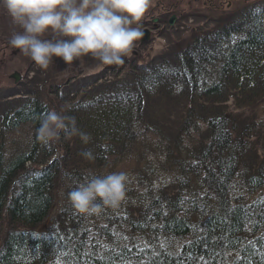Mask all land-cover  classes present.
<instances>
[{"label": "trees", "instance_id": "1", "mask_svg": "<svg viewBox=\"0 0 264 264\" xmlns=\"http://www.w3.org/2000/svg\"><path fill=\"white\" fill-rule=\"evenodd\" d=\"M257 8L135 67L124 84L74 94L65 114L91 141L69 138V165L35 136L51 110L37 98L14 99L0 124V264H264V4ZM155 96L186 106L175 134L147 120L144 99ZM230 101L237 112L255 107L254 124L225 113ZM22 127L30 129L24 147L13 137ZM89 150L91 161L82 155ZM150 153L171 174L155 185L149 169L140 185L147 194L128 183L116 210H73L67 193L96 174L85 163H109L104 175ZM52 215L56 223L40 232ZM3 222L10 231L1 242Z\"/></svg>", "mask_w": 264, "mask_h": 264}, {"label": "rangeland", "instance_id": "2", "mask_svg": "<svg viewBox=\"0 0 264 264\" xmlns=\"http://www.w3.org/2000/svg\"><path fill=\"white\" fill-rule=\"evenodd\" d=\"M263 4L264 0H153L151 10L141 22L142 30L147 26L149 28L154 27L153 24L149 23L152 19L160 18L163 24L151 34L150 43L139 44L137 42L131 54L124 58L125 63L123 65L98 67V62L90 57H86L68 66L61 58H54V63L47 70L39 68L30 58L22 55L20 50L9 46L8 40L11 38L13 32L19 31V29L13 25L7 13L0 8V124L4 116L10 114L13 108L12 101H14L16 96H19L26 102L28 101L26 97L37 98L48 110L59 112L72 101L71 99H73L74 94L79 97L80 93L88 91L86 88H90L91 85L101 90L111 83H115L116 87L118 83L124 84L130 81L131 71L135 67L147 66L149 64L154 65L162 56L177 52L181 48H186L193 39L200 37L202 33L210 32L213 29L221 27L223 24L225 26L231 19L246 11L247 8H261ZM168 11L174 14L177 19L173 27H169L171 15L162 16V14L168 13ZM163 18H166V21ZM15 73H18L20 76L17 84L14 83V80L10 79V76ZM107 91L110 92L108 89ZM59 93L64 98H61ZM147 100L148 98L144 99L146 103L144 114H146L147 120L150 122L155 120L154 122L157 123V126L162 131L165 130L166 134H168L169 129H172L174 131L173 134H175L177 129L176 123L186 106H180L174 100L164 99L161 96H155L149 101ZM223 108L224 112L230 113L236 121L240 122L242 120L247 121L249 125L254 124L252 119L254 112H256L254 110L255 107L253 110L248 109L237 112L236 110L238 109L235 108L233 101H230ZM212 110L209 109L207 115H212L210 113ZM5 112L6 114H4ZM196 115L197 117L200 116L197 112ZM27 130L30 129L22 127L13 135L15 142L22 147L27 145L30 138ZM250 141L256 144L259 141L263 143L258 138H252ZM73 143L72 140L63 138L62 136L58 142L51 143L52 147L57 151L56 155L58 157L63 156L62 161L65 165L70 164L71 158L69 151L62 147ZM260 151L257 148L259 155L261 154ZM141 155L134 154L127 158V160L124 159L125 161L119 164L118 167V171L131 174L128 183L133 185V193L135 194H147L144 187L140 185L143 178L148 174L149 169L152 170L150 178L152 182L154 180L153 183L155 185L159 184L165 176L171 174V168L163 165L164 159L162 157L156 159L150 153L142 155L141 159ZM114 161V159L110 160L111 163ZM84 166L90 167L96 174L100 175V173L108 172L111 165L109 166L108 163L107 166H103V170L95 162L85 163ZM140 169H144V173ZM59 186H56L55 200L61 204L59 196L63 193V190ZM153 189L155 188L153 187ZM56 219L52 215L49 220L47 219L45 225L38 230L40 232L48 231L56 223ZM8 231L10 230H8L7 222H3L1 227V242Z\"/></svg>", "mask_w": 264, "mask_h": 264}, {"label": "clouds", "instance_id": "3", "mask_svg": "<svg viewBox=\"0 0 264 264\" xmlns=\"http://www.w3.org/2000/svg\"><path fill=\"white\" fill-rule=\"evenodd\" d=\"M153 0H0L2 8L19 29L8 40L10 47L47 70L54 58L65 64L90 57L97 66L125 63L145 33L141 22L151 10ZM70 107L50 111L40 121L35 136L43 145L64 138L78 137L83 144L91 135L82 131ZM85 159H94L89 150ZM89 179L67 193L75 212L85 217L118 209L126 199L129 176L124 171L104 175L89 173Z\"/></svg>", "mask_w": 264, "mask_h": 264}, {"label": "flooded vegetation", "instance_id": "4", "mask_svg": "<svg viewBox=\"0 0 264 264\" xmlns=\"http://www.w3.org/2000/svg\"><path fill=\"white\" fill-rule=\"evenodd\" d=\"M147 21V19H145ZM145 23V22H144ZM149 23L153 24L154 27L153 28H149L148 26L146 28H144L143 30L147 29L149 30V38L151 39L152 38V35L151 33L154 32L155 29H158L162 26V21L160 20V18H157V19H152V21L150 20ZM142 28V27H141ZM156 31V30H155ZM141 41H138V43H140Z\"/></svg>", "mask_w": 264, "mask_h": 264}, {"label": "water", "instance_id": "5", "mask_svg": "<svg viewBox=\"0 0 264 264\" xmlns=\"http://www.w3.org/2000/svg\"><path fill=\"white\" fill-rule=\"evenodd\" d=\"M175 21H176V18H175V17H172V18L170 19L169 25H170V26H173ZM144 33H145V36H144V38L142 39V43H147V42L149 41V34H148L147 31H145ZM15 77H16V79L18 78L17 76H15Z\"/></svg>", "mask_w": 264, "mask_h": 264}]
</instances>
